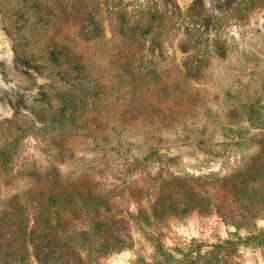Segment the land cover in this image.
Listing matches in <instances>:
<instances>
[{"label": "rangeland", "instance_id": "rangeland-1", "mask_svg": "<svg viewBox=\"0 0 264 264\" xmlns=\"http://www.w3.org/2000/svg\"><path fill=\"white\" fill-rule=\"evenodd\" d=\"M0 264H264V0H0Z\"/></svg>", "mask_w": 264, "mask_h": 264}]
</instances>
